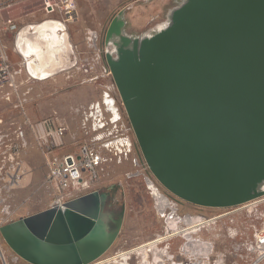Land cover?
I'll use <instances>...</instances> for the list:
<instances>
[{"label":"water","instance_id":"1","mask_svg":"<svg viewBox=\"0 0 264 264\" xmlns=\"http://www.w3.org/2000/svg\"><path fill=\"white\" fill-rule=\"evenodd\" d=\"M182 14L142 49L155 76L145 75L136 44L135 68L112 72L156 180L187 204L231 207L264 167V0H189ZM105 198L90 192L2 225L0 237L28 264H91L121 226L108 231Z\"/></svg>","mask_w":264,"mask_h":264},{"label":"rangeland","instance_id":"2","mask_svg":"<svg viewBox=\"0 0 264 264\" xmlns=\"http://www.w3.org/2000/svg\"><path fill=\"white\" fill-rule=\"evenodd\" d=\"M188 1L74 0L75 11L70 19L59 17L63 26L59 34L66 39L64 50L59 51L61 66L43 81L28 76L32 72L23 69L21 51L15 50L9 32H1L3 48L18 74L13 88H0V226L48 209L52 202L45 157L29 123L56 119L66 129L62 152H76L91 137L82 127L83 112L101 103L104 93H109L116 101L121 123L129 128L110 64L136 43L137 59L143 66L141 44L167 34L183 21L182 10ZM113 22L121 23L119 35L114 37ZM42 41L39 44L46 52L49 48ZM23 56L27 61L34 60L30 54ZM19 129L22 133L24 130L22 138ZM126 136L130 152L111 156L93 189L108 193L111 207L123 211L119 234L109 250L91 264H246L253 233L264 228V182L256 178L249 197L235 206L203 208L187 204L152 175L133 130H128ZM15 167L21 179L11 185L9 176ZM147 179L170 202L161 213ZM200 221L207 224L188 234L177 233L146 247L142 253H131ZM0 264L28 263L0 237Z\"/></svg>","mask_w":264,"mask_h":264},{"label":"built area","instance_id":"3","mask_svg":"<svg viewBox=\"0 0 264 264\" xmlns=\"http://www.w3.org/2000/svg\"><path fill=\"white\" fill-rule=\"evenodd\" d=\"M19 1L0 0V88H13L15 85V67L3 48L1 32L17 33L19 36L23 32L31 31L33 27L25 25L19 28L17 22L23 13L14 11ZM30 1L36 2L27 9L26 13L29 15L36 12L56 14L68 21L75 11L74 0ZM29 125L45 157L46 183L52 190L50 208H62L69 201L93 192L108 159L113 155L130 152L131 144L126 132L132 130V127L130 125L126 128L121 123L116 101L109 93H104L101 103L96 102L83 112L82 127L91 137L88 142L80 145L76 152H56L62 149V140L66 133L65 127L56 119L48 118ZM18 135L22 138L20 129ZM20 179L21 173L15 167L9 176V183L15 185ZM247 250L250 256L246 264H264V228L255 229Z\"/></svg>","mask_w":264,"mask_h":264},{"label":"crops","instance_id":"4","mask_svg":"<svg viewBox=\"0 0 264 264\" xmlns=\"http://www.w3.org/2000/svg\"><path fill=\"white\" fill-rule=\"evenodd\" d=\"M35 2L36 1H34L33 3H35ZM33 3L30 0H20L14 8V11L16 13H23L21 18L17 22L19 28L21 29L22 27H25V25H31V26H33L31 31L23 32L22 33L23 35L20 34L19 36L17 33H10L9 32L8 37H9V40L13 41L15 50H17L18 52L21 51L20 54H21L22 58L24 59L23 69H25L27 73H28V71H30V73L32 72L31 67H33V69H34V67H38L40 69L42 66H44V67L46 66V68L49 71V74L47 76H41V77L36 76L32 72L31 75L33 77H35V78H33L28 73V76H30L32 80L43 81V80H46V77H50L53 74L52 72L59 70V66H61V62L59 61V51L64 50V47L59 50V45H57L59 43H56V41L50 42V44L47 45L45 42L42 41L43 38H41L42 36H40V35L41 34L45 35V37H47V39L48 38L52 39V36H55V35L60 36V34H59L60 30L55 29L54 27L48 28V27H46V25H49L51 23H61V20L59 19V17L61 15H56V14L55 15H46L42 12H36V13L29 15L26 12H27V9L29 8V6ZM33 38H34L35 42H34V40H32ZM39 40H40V42L42 41L45 44L44 46L46 48H49V47H51V48H49V50L44 52L42 50V49H44V47H42V45L40 46V44L38 43L39 48L37 51L34 49H31L29 51L26 50L27 45L37 43V42H39ZM48 51H49V53H47ZM28 54H30V56H34V60L27 61L23 55H28ZM41 54L44 55L42 59L38 57L39 55L41 56ZM45 54L48 56H46ZM27 58H28V56H27ZM47 59H48V61L50 60V62H47ZM51 59H53V60H51ZM40 62H41V64H40ZM17 74H18V71L15 70V80H17L16 79ZM15 83H16V81H15ZM23 135H24V130H23L22 136ZM59 153H73V152H62V149H61L59 151Z\"/></svg>","mask_w":264,"mask_h":264},{"label":"bare ground","instance_id":"5","mask_svg":"<svg viewBox=\"0 0 264 264\" xmlns=\"http://www.w3.org/2000/svg\"><path fill=\"white\" fill-rule=\"evenodd\" d=\"M120 26H121V23L120 22H114V25H113V30H112V33H111V35L114 37V36H116V35H119V28H120ZM46 27H48V28H51V27H54L55 29H58V30H60V32L61 31H63V27L60 25V24H58V23H51V24H49V25H46ZM40 36H42L41 38H43L42 40L47 44V45H49L50 44V42H55L56 41V43H59V44H57V45H59V50L60 49H62L63 47H65V45H66V39H65V37L63 36V35H60V36H52V39L50 38H48L47 39V37H45V35H40ZM154 38H152V40H153ZM37 40V39H36ZM123 40V39H122ZM151 40V41H152ZM151 41H149V42H147V43H145V42H143L142 44H141V46H142V49L145 47V46H148L149 45V43L151 42ZM34 42H35V40H34ZM38 43H40L41 44V42H37V43H34V44H29V45H27V47H26V50L27 51H29V50H31V49H34V50H36L37 51V49L39 48V44ZM126 44H123V46H125ZM56 47V46H55ZM49 48H51V47H49ZM140 51V50H139ZM141 52V51H140ZM47 53H49V51L47 52ZM141 54L142 55H144V59H142V60H144L143 62L144 63H142L143 64V66H142V68H143V70H144V73H145V75L146 76H148V77H153V76H155V74H156V72H157V69H158V65H157V63L156 62H152V61H148L147 60V58L145 57V54H144V52L142 51L141 52ZM46 55V54H45ZM119 57L115 60V62L114 63H111L110 65L115 69V70H120L123 66H125V65H129V66H131L132 68H135V66H134V62H133V60H132V53H131V50L129 49V50H127V49H125V50H123V52H121V53H119ZM46 56H48V55H46ZM54 57V56H53ZM46 58V57H45ZM51 60H53V59H51ZM47 62H48V59H47ZM40 64H41V62H40ZM46 65V64H45ZM50 65V64H49ZM42 66V65H41ZM52 67V66H51ZM46 68V66L44 67V66H42L40 69L38 68V67H36L32 72H33V74L34 75H36V76H38L39 75V73H41V74H43V70ZM47 69V68H46ZM50 69V68H49ZM56 70V69H55ZM47 71H48V69H47ZM48 73H49V71H48ZM47 73V74H48ZM53 73V72H52ZM129 78L130 79H136L137 78V73H136V70H131V72H130V74H129ZM259 179L260 181H262V182H264V167H261V168H259L256 172H255V174H254V177H253V182H254V180L255 179ZM149 183V184H148ZM147 185H148V188L151 190V192H152V195H153V197H154V199H155V202H156V206H157V208H158V210L160 211V213L162 212V211H164V209L166 208V207H168L169 205H170V202L167 200V198L166 197H164L163 195H161L159 192H158V190L152 185V183L147 179ZM252 187H253V184H252ZM252 187H250V186H245L244 188H241V189H239V191H238V198L240 199V200H244V199H246V198H248L249 196L248 195H250L251 194V188ZM250 192V193H249ZM171 219V218H170ZM205 224H207V221L205 222V221H203V222H199V223H197V224H195L194 226H189L188 228H186V229H179L177 232H173V233H168V234H166L164 237H158L156 240H154L153 242H150L149 244H147V246H141V247H138V248H136V250H134V251H132L131 253H133V252H143V250L146 248V247H153V246H155V245H157V244H159V243H161L162 241H164V240H166L167 238H170V237H172V236H174L175 234H188V232L191 230V231H193L192 229H194V228H198V227H202V226H204ZM180 228V227H179ZM190 231V232H191ZM155 252V251H154ZM155 254H157V253H155ZM156 258H158L159 256L158 255H156L155 256ZM119 258H122V256L120 255V257ZM125 258V257H124ZM159 260V259H158ZM106 263V262H105ZM98 264H102V263H98Z\"/></svg>","mask_w":264,"mask_h":264},{"label":"flooded vegetation","instance_id":"6","mask_svg":"<svg viewBox=\"0 0 264 264\" xmlns=\"http://www.w3.org/2000/svg\"><path fill=\"white\" fill-rule=\"evenodd\" d=\"M135 44H134V46H135ZM134 46L132 45L131 52L134 49ZM136 48H137V46H136ZM35 68L36 67H34V69ZM34 69H33V67H31V71H33ZM47 73H48V71L45 68L43 70V74L39 73L38 76H40V77L41 76H47L49 74V73L48 74ZM112 77H113V81L115 84V89H116L117 95H118L120 102H121V106H123V109L126 113L125 106H124V100H123L121 93H120V90L117 86L116 79L114 77L113 72H112ZM126 115H127V113H126ZM127 118H128V116H127ZM128 121H129V119H128ZM129 124L131 125L130 121H129ZM133 133H134V131H133ZM100 194H104L106 197L105 200L101 204V217L103 218L105 224L107 225L108 231L112 232L116 229L117 225L122 223L123 211L120 210L119 212H117L114 208L111 207V202H110L111 198H110L108 193H100Z\"/></svg>","mask_w":264,"mask_h":264},{"label":"trees","instance_id":"7","mask_svg":"<svg viewBox=\"0 0 264 264\" xmlns=\"http://www.w3.org/2000/svg\"><path fill=\"white\" fill-rule=\"evenodd\" d=\"M239 203H240V202H237L236 205L239 204ZM234 205H235V204H234Z\"/></svg>","mask_w":264,"mask_h":264}]
</instances>
